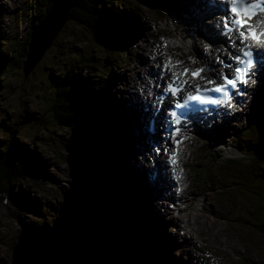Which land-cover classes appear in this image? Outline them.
Instances as JSON below:
<instances>
[{"label": "rangeland", "instance_id": "374dc122", "mask_svg": "<svg viewBox=\"0 0 264 264\" xmlns=\"http://www.w3.org/2000/svg\"><path fill=\"white\" fill-rule=\"evenodd\" d=\"M30 1L32 0H0V41L3 46L10 47L13 40H21L27 36L32 20L31 18L29 19L28 14L26 15L27 12L23 13V8ZM139 1H142L143 4L134 0V4L139 12H135L131 8H118L119 12L118 9H114L113 5L107 7L108 10L113 9L115 11V18L119 23L126 21L133 25L131 30L117 28L120 35L128 34L132 37L129 47L121 46L117 39L110 40L105 38L108 41L107 49H114V53L120 51L119 57L125 55L121 51L125 52L127 50L128 59L125 58L124 62L114 59L113 62L105 65L106 63L101 58L105 59L108 52L103 49V46H105L103 37L100 36L99 38L94 33L89 32L88 29L77 25L75 21L68 20L56 41L27 77L24 75L23 65L3 71L0 75V82L3 84L2 88L0 87V153L2 150L8 151L17 141V143L21 144L22 150L28 153L35 152L39 161L44 163L45 166L37 186L26 184V181L17 182L12 185L13 196L25 200L24 202H18L19 205L13 202V198L9 195L0 192L1 263L11 264L13 248L22 230V225L32 228L40 226L47 228L49 225L52 227L61 226L76 231L78 227L73 222L77 219H80L82 222V219L85 220L87 217L84 216L83 218V214L80 213V209L77 206L83 202L80 196L84 198L88 197V201L94 198L93 195L87 194L85 190L89 186L95 185L96 181L99 185L98 179L94 176L95 172L99 171V169L86 164L85 161L83 162V168L78 142L80 135L76 131L75 143L71 126L66 122H62L61 118L54 111L56 79L61 75L60 70L65 72L69 63L71 64L73 60L76 61V56L78 57L80 54H85L86 56L92 54L95 55V59L101 57L98 59L101 61L97 62V66L100 69L99 72L107 71L103 76L91 79L93 84L97 86V89L103 84L104 90H106V93L102 95L101 93L95 94L93 92L92 102L97 109L100 108V112L108 114L106 120H108L110 151L106 153V156L112 158L114 164L115 156L118 157L114 169L116 174L114 178L110 179L108 185L100 182V187L104 194L101 199L105 202V205L104 207H99L100 214L98 213L97 215V212H95L94 217L88 218L91 222H98L99 227L95 231L96 234L84 231L90 237L92 235L97 236L98 230L102 227L101 220L106 219L104 229H106L105 232L108 234L109 239L103 242L106 244H100V246L96 243L99 246L97 250L101 251L100 255H103V247L106 245L113 244L116 247V240L114 238L110 240V238L113 231L120 232V229L112 227L111 224H108V218H105L106 215H111L110 212L114 211L115 214L118 213V217L125 223L126 227L121 225L117 220V224L121 226V230L124 227L127 230L129 228L127 225L131 222H133L134 229L139 227L141 222L150 223V227L148 225L147 229L153 231L156 244L161 250L158 254V263L154 262L155 264L183 263L182 260L175 261V256L179 255L174 254V258L170 260L167 258V255L164 253L166 245H170V250H173L175 253L177 250H182L183 256H186L190 264H197L200 257L207 258L213 264H219V261H222L223 264H234L237 260L243 258H247L255 264L260 263L264 259V239H262L264 228L249 225L252 219L248 217L249 214L252 216L255 210V208H252L253 204L257 202H260L263 208L260 210L261 214L264 212V191H258V189L251 188L249 183H244L247 178H254L252 182L255 183L257 181L256 176L258 174H253L251 170L256 166V156L242 155L234 145V137L239 135L240 131H247L252 128L249 125L253 122V118L250 115H244L245 111L239 114L236 121H231L226 126H220L215 133L204 131L203 134L206 138H201L199 134L196 144L189 143L192 145L190 148L195 157L192 162L193 167L190 168V177H196V189L192 192L196 195V199L190 200L188 207L180 210L178 216L176 215V211L171 213L168 207L165 208L161 196L155 198L154 202L145 200L144 196L137 198L140 204H142L139 210L146 215V221L133 219L132 215L126 212L123 198L124 186L127 182L139 184L137 180L140 177L129 168V172L132 174L129 179L126 178L124 166L128 163L126 159L128 150H123L126 147V141L124 139L125 143H121L113 137L115 130L119 132L120 125L123 124L124 120L126 121L124 117L127 111L126 102L124 103V99L127 97L125 84L133 85L131 75H135L138 71L136 65L144 67L146 70L150 68L151 72H154V67L152 66L151 68L148 58L149 51L156 48L159 51L161 48H168L166 46L167 34L165 33H169L170 36L180 39L181 31L176 28L175 24L186 21L183 14L185 7L179 3V0H169V5L173 6L174 9L172 18L167 16L166 21H160L153 9L146 4L147 2L145 3L143 0ZM141 15L146 19L142 18ZM177 30L178 34H176ZM73 32H78L80 38L86 36L87 42H80L78 37H72L71 34ZM169 44L170 46L181 45V48H178L177 51L183 55L173 54L178 59H182L185 64L193 60L191 53L196 52L185 47L180 41L177 43L171 41ZM164 53L165 58H169V54H172L171 50L169 52L164 51ZM187 53L189 54L188 59L184 56ZM51 66L53 68H49ZM142 79L148 85L154 86V82L148 77V74L142 75ZM134 92L137 94L136 89H134ZM138 93L141 94L142 91L138 90ZM256 95L260 97L255 96L256 104L261 105L264 99L263 84ZM121 100L123 101L122 105L116 104V102L119 103ZM252 100L253 98L250 97V101ZM105 103L107 104L104 105ZM137 109L139 108L137 107ZM250 112H253L252 109ZM245 117H249L248 120L244 121ZM262 117H264V112H262ZM133 118L135 124L145 131L147 121L146 124L143 122V125L140 126L136 122V118ZM257 125L261 128L259 124ZM263 132L261 137L259 133L257 134L258 138L260 137V142L264 140ZM120 133L123 134V132ZM137 134L142 135L141 132ZM114 136L116 135L114 134ZM128 136L132 144L137 142L132 137V132ZM142 140L146 143V138H142ZM208 140H215L218 143L214 149L219 150L218 154L210 152L212 147ZM144 148L145 150H140V146L137 147L139 151L150 152L147 145ZM229 149L237 150L238 155L229 154ZM196 150L197 153L195 152ZM229 157L237 159L234 166V174L237 177L243 165L246 167L253 166L251 169L248 168L247 171L244 168L242 172L244 177L240 179V185V182L237 180H222L220 175H218L220 167L214 166ZM242 159L245 161L242 162ZM141 160H143L146 166H150L147 159L141 156ZM251 160L254 161L253 165L249 164ZM204 167L212 168L211 172L215 180L214 185L208 183L207 179L202 178L200 180V175H196V171L198 172ZM116 172H118V175ZM259 173H262L261 177L264 178V172L260 170ZM144 176L147 187L154 189L149 186L148 172L145 171ZM80 179L86 181V184H83ZM163 189L166 190L164 187ZM135 197L137 195H134L131 199L134 200ZM73 199L76 200V208L72 204L74 202ZM37 202L48 203V209L40 215L35 214L31 207L34 203L38 205L39 203ZM131 203L136 205L134 201H131ZM92 207H96V203L93 201L89 203L88 211ZM196 207H200L199 212H203L206 218L212 216L213 210L222 215V230L220 234L217 232V229H212L209 232L203 231V224H200L196 231L192 230L190 232L189 229L185 228L187 217L183 212L189 210L191 212L189 218L192 219V215L196 212ZM245 215L249 218V222H246ZM162 226H166L167 232L170 235V242L167 239V234L161 232L160 227ZM101 235L102 230L99 236H97L100 240ZM152 244V241H150V248ZM237 247L239 250L236 249Z\"/></svg>", "mask_w": 264, "mask_h": 264}, {"label": "trees", "instance_id": "16d2710c", "mask_svg": "<svg viewBox=\"0 0 264 264\" xmlns=\"http://www.w3.org/2000/svg\"><path fill=\"white\" fill-rule=\"evenodd\" d=\"M33 1L34 0L30 1L23 8V13L27 12L26 14H28L29 19L31 18L32 20L31 26L38 24L39 21L45 16L51 6L52 0H35V2ZM118 1L128 7L130 5H133L132 0H79V6L71 10L69 20L75 21L77 25L88 29L89 32L92 33L99 34L98 32L100 29V36L103 37V40H105V38H108L110 40H118V37L113 36L110 32L115 29V31H117V25L113 18L114 11L111 12L107 9L109 5L114 6L115 3L119 4ZM154 1L156 0H153V2ZM155 5L157 7L160 6L157 4ZM159 12L160 14H162L161 11ZM118 28L128 30L127 28L121 26H118ZM29 33L30 29H28V34L26 37L21 40H13L10 44V47L3 46L0 41V48L2 47L0 49V75L3 71H7L13 67L23 65L28 51ZM71 35L72 37H78V40L80 42H87L88 40L86 36L80 38L78 32H73ZM107 42L108 41L105 40V46H103L104 51L108 52L105 56V59L101 57L95 59V55L92 54L87 56L85 54H80L78 55V57L76 56V61L73 60L71 64L69 63L68 68L65 69V72H63V70H60L61 75L56 79V96L54 97V111L61 118L62 122H66L71 126L73 136L75 138V143L76 131L77 134L80 135L78 142L82 163L85 161L86 164L97 167L99 171H96L94 176L98 179V173H102L100 174V178L103 180V182H108L110 179V173H112V170L110 171L111 165L109 156H107V159L109 161L110 169H105V165L103 163V160L105 159L104 157H106V153L110 151L108 120H106V118H108V114L100 112V108L97 109L95 104L92 102L93 92L97 91V86L93 84V81L91 79L101 77L107 72L104 71L100 73L97 62L103 60L107 65L108 63H110V59L112 60L114 56L117 59L119 57L120 51L114 53V49H107ZM121 53L123 54V52ZM124 57L126 56L122 55V58ZM100 58L101 60H98ZM49 68H53V66ZM2 86L3 84L0 82V87L2 88ZM99 114L102 115V118ZM262 121L263 123L261 125V129H258V125H252V128L248 129L244 133H240L241 136H239L236 140L237 148L243 150L242 152L244 155L247 154L248 156L254 154L257 160L255 167L250 166L245 168L246 171L248 170V168L251 169L253 167V169H251L253 171L252 173H257L259 176H256V183L252 182L254 178H247V180L243 181L244 183H249L251 188L258 189V191L261 190V192L264 191V178L261 177L263 174L259 173V171L262 170V172H264V140L258 143L256 147L257 149L252 150L251 147H255V144L253 143V145L248 146V141H259L262 131H264V120ZM258 133L260 135L259 138L257 135ZM243 161L245 160L242 159V162ZM236 162L237 159H225L224 165L220 166V171H218V175H220V178L222 180H237L238 182H240V179L244 177L242 174V172L244 171L243 168L239 170V175L242 174L241 176L238 175L237 177V175L234 174V166L236 165ZM250 162L251 163L249 164L253 165L254 161L251 160ZM44 169V163H41L39 161L37 154L33 151L31 153H28L25 150H22L21 144L17 143L16 141L13 147H11L8 151L5 152V150H2L0 153V192L9 195L11 198H13V202L17 204L18 202H24L25 200L13 196L12 185L17 182L26 181V184L37 186L38 180L42 175ZM240 184L241 182L239 183V185ZM80 198L84 203L82 202L83 204L81 203L79 206H77V208L80 209V213L83 214V218L84 216L87 217L85 220L82 219V222L80 219L75 220L73 223H75V226L78 227L75 228L81 229L83 231L86 230L88 232H92L93 230V232H95L99 227V224L96 221H89L88 218L94 217L95 212H98V209L96 207H92L90 208V211H88L89 203L91 201L94 202V200L92 199L88 201V197L84 198L80 196ZM73 201L74 202L72 204L75 206L76 200L73 199ZM17 204L15 205L19 207V204ZM31 207L35 214L40 215L48 209V203L46 204L41 202L38 205L34 203V205H32ZM252 208H255L252 216L251 214H249L250 216L248 215V217L252 219V222L250 223L249 218L245 215V219L247 220L246 222H249V225L251 224L255 227L264 228V212L262 214L260 212V210L263 209L260 205V202L253 204ZM241 212L243 214L242 210ZM74 216L76 215L74 214ZM101 222L103 226V221ZM148 225L150 227L149 222H141L139 227H136V229L132 230H126V226L123 230H121L119 227H115L120 229V232L113 231L112 235H114L115 233H117V235L112 236L110 240H113V238L116 240V247H114L113 244L103 247L104 253L103 255H99V257L96 258L95 263H158V254L161 250L156 244V238L153 236V231L147 229ZM123 231L124 233H122ZM119 236L121 237L119 238ZM106 239H109L108 234L105 232V230H102L101 240H103L104 242ZM96 240V243H98L100 246V244L102 243L98 241V238H96ZM150 241H152L153 243L151 248L149 247ZM153 250L155 251V255L153 253ZM98 252L99 254L101 253V251L99 250ZM0 264L8 263H1L0 260Z\"/></svg>", "mask_w": 264, "mask_h": 264}, {"label": "bare ground", "instance_id": "6f19581e", "mask_svg": "<svg viewBox=\"0 0 264 264\" xmlns=\"http://www.w3.org/2000/svg\"><path fill=\"white\" fill-rule=\"evenodd\" d=\"M136 1L140 2L141 4H143L142 1H139V0H136ZM118 2L121 3L120 1H118ZM153 3H155L157 5H164V3L156 2V1H154ZM179 3L185 7V9L183 11V14H184V16L186 18L185 22L179 23V24L178 23L175 24L176 28L181 31V34H180L181 38L179 39L178 37H172V36L169 35V33H165V34H167V36H166L167 45L166 46L168 48H166V49L165 48H161V50L158 53L161 56L160 57L156 56V58H155L156 60H160L161 62L165 61L166 58L164 56V54H165L164 51L165 52H169L171 50L172 54L173 53H177V54L183 55V54H181V53H179L177 51L178 48H181V45L170 46V44H169L171 41H174V43H177V42L180 41V43L183 44L185 47L191 49L193 52H196L199 55L200 61L208 62L209 61L208 57L206 58L204 53L200 52V50L208 48V42L203 40L202 37H200V36H209L210 37V39H209L210 42H223V43H225V45H226V47H227L229 52L234 51V49L232 47H230V45H229L228 37L223 34V31L220 32L221 31L220 28L222 27V25L218 26V22L220 21L221 17L225 16L226 14H217V13L209 14V9L210 8L209 7L207 8L206 0H179ZM132 4L135 5L134 4V0H132ZM116 5H118V3L114 4V9L117 10V6ZM123 5H125V4H123ZM122 8L129 9L131 7L122 6ZM131 9L134 10L133 8H131ZM110 11L113 12V9H111ZM118 11H119V9H118ZM113 14H114L113 18H114V20L116 22L117 28H118V26H121V27L127 28L128 30L132 29V27H133L132 23H129V22H126V21H123V22L119 23L116 20V18H115V11H114ZM35 25H37V24H35ZM32 26H34V25H32ZM31 27H30V29H31ZM115 30H112L110 32L112 33L113 36L118 37V42L120 43V45L129 47V44H130V42L132 40V37L130 35H128V34L127 35L126 34L120 35ZM178 30H177L176 34H178ZM234 36H235V34H233V37ZM237 43H239V42L237 41ZM249 43H251V41H249ZM191 50H189V52H191ZM210 51H211V57H213V60H215L214 56L216 54H221L222 53V48H220V46H214V47L210 48ZM127 53H128L127 50L125 52H123V54H125V56L128 58V54ZM172 54H169V57H171L170 55H172ZM188 55L189 54L187 53L184 56L188 59ZM227 56L228 55L225 54L224 57L226 58ZM224 57H221V59H224ZM152 66L154 67V70H155L156 68H155V65H154L153 62L151 63V68H152ZM136 67L138 68V71L135 73V75H131V78L133 79V85L132 84H127V85L125 84V88H127V90H126L127 91L126 92V94H127L126 96L127 97H125V99H124V103L126 102L125 105H126V108H127V111H126V113L124 115L126 121L124 120L123 124L120 125V127H119L120 131L119 132H116L117 130H115V132L113 133V137L116 140H118L119 142H121V143H125V141H126V147L123 148L124 151L128 150L127 158H126L128 160L127 161L128 163L126 164V166H124L125 167V172H126V178L129 179L131 177L130 175L132 174V173L129 172V168L132 171L136 172V175H139L138 177H140L137 180V182L139 184H137L135 182H133V183H128L127 182L125 184V186H124V189H123L124 197L123 198H124V203H125V207H126V212H129L132 215L133 219H139V220L146 221V215L144 213L140 212V210H139V207L142 204H140V201L137 198H140V197L144 196L145 200L154 202L155 198H158V197L161 196V197L165 198V199L162 198V201L164 202V206H167L169 209H171V204L176 200V197H175V195L173 196V194H172L173 189H172L170 181L166 177L164 179H162L159 176V173H161V175L165 176V174L167 173V168L161 167V168H157L155 170V169H153L151 167V165L150 166H146L144 164L143 160H141V156L144 159H148V158L151 159V158H154V157L157 156L155 153H153L152 143H148V148H149L148 150L150 152H148V151H139L137 149L138 146L145 145V147H146L147 144L145 143V141L142 140V138L148 137V136H150V134L147 132V130L143 131L141 128H139L135 124L133 117L136 118V120H137L136 122H138L140 124V126L143 125V122L146 124V120L149 121V123H151L152 119L151 118H147V117H142V116L138 115L136 107H138L140 105L138 102H140V101L144 102L146 100H149L150 97L155 94V92L157 90V85L154 86V87L148 85L147 82L142 79V75H144L146 73V71H147L146 68L140 67L138 65H136ZM151 73L153 75V78L155 80H157L158 76L156 75V73L155 72H151ZM256 76L259 78V82L261 84H263V86H264V67L261 68L258 71ZM104 88L105 87L102 84L101 86L98 87L97 91L94 92V93L95 94L96 93L97 94L101 93V95L105 94L106 90H104ZM130 89H131V91H130ZM134 89L137 90V94L134 92ZM138 90H141L142 93L139 94ZM247 103H249V102H247ZM106 104L107 103H105L104 105H106ZM116 104L122 105L123 101L121 100L119 103L116 102ZM262 109H264V106H262ZM142 111L144 112V106L142 107ZM245 111L247 113H249V114L252 113V112H250L249 104H247V106L245 107ZM99 115L102 118V115L101 114H99ZM161 130H163V132H162L163 134H169V130H168V126H167V121L166 120L161 124ZM120 132H123V134L120 133ZM130 132H132V137L137 140V142L134 143V144H132L130 139H129L128 135H129ZM138 132H141L142 135H138L137 134ZM114 134L116 136H114ZM124 139H125V141H124ZM204 142H206V141L204 140ZM248 142H249L250 146L253 145V143L255 144V147H251V149L256 148L258 143H260V141L256 142L255 140L254 141L253 140H249ZM189 147H192V145H189ZM140 150H143V149H140ZM234 150L235 149H229L228 153L232 154V155H238V152H236ZM210 152L214 153L213 150H210ZM214 154H216V153H214ZM251 155L255 156L254 154H251ZM104 158H105L103 160V163L105 165L104 168L105 169H107V168L110 169L109 161L107 159V156L104 157ZM117 158L118 157L115 156V164L113 162L114 160L112 158H110V165H111L110 171L112 170L110 179L112 177L114 178V176L116 175L114 169H115V165H116V162H117ZM158 159L160 161H163L164 163H166L168 161L167 160L168 159L167 155L165 153H163V152H160V155L158 156ZM193 160H194L193 158H190V159L186 160V163H185V167H186V169H188V173L189 174H190V168L193 167V163H192ZM148 164H149V162H148ZM219 164H222V162H220ZM82 166L84 167L83 163H82ZM243 166H242L243 169L246 168V166H244V167ZM145 171L148 172V175H149L148 178L150 180H152L154 184L153 185L150 184L149 179H148V183L152 187L155 186L156 187V188L154 187L155 190L154 189H150V188L147 187L146 182H145L146 178L144 176V172ZM116 173L118 175V172H116ZM98 175H99V173H98ZM215 175H217V174L215 173ZM202 178L203 179H207V182L212 184V185H214V183H215L214 176H213L211 171L208 172L205 176L201 177L200 180H202ZM108 179H109V177H108ZM110 179H109V181H110ZM80 181L84 182V181H82V179H80ZM109 181L108 182H103V183L108 185ZM182 182H184L186 184L187 188L189 189V188L195 187L196 179L191 178L189 176L188 178H185V180L183 179ZM163 187L166 190H164ZM188 189L184 193L187 195L189 200H191V201L195 200V198L192 197V192L190 190H188ZM134 191H136V193H134ZM85 192L87 194H91V195L94 196L93 200H94V203H96V208L98 209V212H97V215H98L99 209H100L99 207L100 206L104 207V205H105V202L101 199L103 197V195H104L103 192H102L101 187H99V185H97V184L91 185L85 190ZM134 195H137V197H135V199L132 200L131 198L134 197ZM96 200H99L100 202L96 201ZM131 201H134L136 203V205H133L131 203ZM37 203H39V202H37ZM178 208H179V211H180V210H183V208H186V207L182 206V205H179ZM199 208L200 207H196L195 208L196 212L192 215L193 216L192 219L189 218V215H191V212L189 210L183 212L185 214V216L187 217V219L185 220V228L189 229L190 232L192 230L196 231L198 229L199 225L203 224V226H204L203 231L209 232L212 229H217V232L220 234L221 230H222V220H221L222 215L220 213L216 212L215 210H213L212 216L210 218H206L203 212L202 213L199 212ZM110 214L111 215H106L105 216V218L107 217L108 220H109L108 224H111L112 227H119L121 229V226H119L117 224V220H118V222L121 225L125 226V223L118 217V213L115 214L114 211H112V212H110ZM101 221H103V226L98 230L97 236H99V233H101V230H106V229H104V224H105L104 222L106 221V219H104V220L102 219ZM209 222L211 223L210 225H209ZM115 223H116V225H115ZM24 226L28 227L26 225H24ZM127 226H129V228H128L129 230L134 229L133 222H131ZM50 227H52V226L49 225V227H47V228H50ZM28 228L33 230V229H36V228H39V227H36V228L28 227ZM43 228L45 229V227H43ZM177 228H179V226ZM160 230H161L162 233L167 234V239L169 240L170 235L167 232L166 226L160 227ZM170 231H171V229H170ZM92 233L96 234V232H93V230H92ZM122 233H124V231ZM114 235L116 236L117 233H115ZM114 235H112V236H114ZM121 235H123V234H121ZM97 236L92 235L91 236V240L93 241V245L98 248V246L96 244V242H97L96 238H98ZM120 237L121 236H119V238ZM262 239H264V234H263ZM98 241H100L102 244H106V243H103V240H100L99 238H98ZM263 248H264V244H263ZM165 249H166V251L164 253L167 255V258L169 260L171 258L173 259L174 258V254H175V255H179V256H175V258H176L175 261L176 262L178 260H182L183 261L182 264H190V261H188L186 256H183V251L182 250H177L176 253H175L173 250H170V245H166ZM236 249L239 250L238 247ZM153 253L155 255V251L154 250H153ZM195 263H197V262H195ZM197 264H202L200 259H199ZM206 264H211V261L206 260ZM219 264H223V262L219 261ZM234 264H254V263L249 261L247 258H243L241 260H237L236 263H234ZM255 264H264V259L260 263H255Z\"/></svg>", "mask_w": 264, "mask_h": 264}, {"label": "snow or ice", "instance_id": "6c2138e0", "mask_svg": "<svg viewBox=\"0 0 264 264\" xmlns=\"http://www.w3.org/2000/svg\"><path fill=\"white\" fill-rule=\"evenodd\" d=\"M224 2L227 14L221 17L218 26L222 25L223 34L228 37L229 45L235 50V54L227 53L230 63H226L220 57H216V59L224 68L229 69L232 75L220 72L214 79L209 80L202 75L206 71L205 68L184 67L181 70L179 66L184 62L173 61L171 57L164 62L163 70L160 73L163 77L165 72H171V82L167 83L164 95L159 99L163 101L169 93L173 97H178L166 116L169 137L177 145V149L173 150L170 156V162L173 165L178 163V146L186 139L180 135L181 125L186 126L191 123L188 114L193 110L208 111L207 105L228 104L231 106L229 101L232 99V95L229 89L235 90V95H242L238 86L249 82L251 79L249 73L254 62L264 61V19H256L257 16L264 14V0H224ZM233 34H235L234 37ZM225 51L227 52V49ZM193 63H195L194 60ZM196 79L204 80V86L194 84V91L180 96L185 86ZM217 79L222 82L217 84ZM211 93L222 95L217 98L210 95ZM165 151L167 152L168 149L165 148ZM175 179L179 180L180 176L177 175Z\"/></svg>", "mask_w": 264, "mask_h": 264}, {"label": "water", "instance_id": "95a60500", "mask_svg": "<svg viewBox=\"0 0 264 264\" xmlns=\"http://www.w3.org/2000/svg\"><path fill=\"white\" fill-rule=\"evenodd\" d=\"M78 6L79 0H52L45 16L37 25L31 27L28 51L23 62L26 77L57 39L69 20L71 10ZM98 33L94 34L100 38V29ZM100 174L99 187L100 182L103 183ZM97 257V247L93 245L91 237L81 229L74 231L61 226L44 229L40 226L31 230L23 225L13 248L11 264H96Z\"/></svg>", "mask_w": 264, "mask_h": 264}]
</instances>
